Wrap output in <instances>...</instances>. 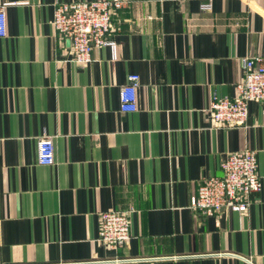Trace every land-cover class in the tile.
<instances>
[{"label": "crops", "instance_id": "1", "mask_svg": "<svg viewBox=\"0 0 264 264\" xmlns=\"http://www.w3.org/2000/svg\"><path fill=\"white\" fill-rule=\"evenodd\" d=\"M57 1L0 0V264H264V184L244 214L190 202L228 153L255 149L264 183V113L214 129L210 97L235 96L243 59L264 54V0H126L110 48L71 63L51 25ZM90 1V0H89ZM137 74L138 108L120 89ZM55 137L56 163L37 162ZM137 210L119 249L97 241L100 212Z\"/></svg>", "mask_w": 264, "mask_h": 264}, {"label": "built area", "instance_id": "2", "mask_svg": "<svg viewBox=\"0 0 264 264\" xmlns=\"http://www.w3.org/2000/svg\"><path fill=\"white\" fill-rule=\"evenodd\" d=\"M15 3L0 5V37L8 36L7 8ZM126 0L57 1L51 25L56 32L72 42L71 63L88 65L93 52L110 48L112 59L118 57L119 44L114 38L115 16L127 5ZM212 1L201 3V10H212ZM243 76L236 83V94L229 97H210L205 108L210 127L214 129L247 127L249 104L259 102L264 113V54L243 59ZM137 74L129 75L128 83L120 89L121 109L138 108L137 91L140 87ZM37 162L42 165L56 163L55 137L49 134L37 138ZM222 176H208L201 181L198 191L191 198L190 206L203 215H214L224 209L244 214L252 196L263 190L258 152L255 149L228 153L221 161ZM137 210L131 206L100 212L101 225L97 241L110 249H119L129 243L131 219Z\"/></svg>", "mask_w": 264, "mask_h": 264}]
</instances>
